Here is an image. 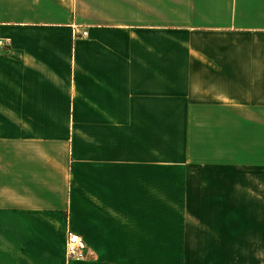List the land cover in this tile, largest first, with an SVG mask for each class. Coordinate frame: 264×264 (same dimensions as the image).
Masks as SVG:
<instances>
[{"label": "crops", "instance_id": "crops-1", "mask_svg": "<svg viewBox=\"0 0 264 264\" xmlns=\"http://www.w3.org/2000/svg\"><path fill=\"white\" fill-rule=\"evenodd\" d=\"M1 38L0 264H264V0H0Z\"/></svg>", "mask_w": 264, "mask_h": 264}, {"label": "built area", "instance_id": "built-area-1", "mask_svg": "<svg viewBox=\"0 0 264 264\" xmlns=\"http://www.w3.org/2000/svg\"><path fill=\"white\" fill-rule=\"evenodd\" d=\"M83 36H87V33L84 32ZM12 41L10 39H0V51H6L10 48ZM88 252V248L86 242L76 233L70 232L68 233L67 240V250L66 255L68 259H83L85 258Z\"/></svg>", "mask_w": 264, "mask_h": 264}, {"label": "rangeland", "instance_id": "rangeland-1", "mask_svg": "<svg viewBox=\"0 0 264 264\" xmlns=\"http://www.w3.org/2000/svg\"><path fill=\"white\" fill-rule=\"evenodd\" d=\"M250 138H253V137H250Z\"/></svg>", "mask_w": 264, "mask_h": 264}]
</instances>
